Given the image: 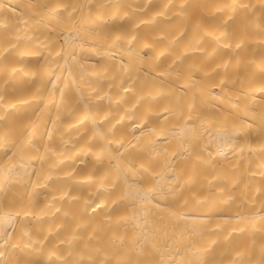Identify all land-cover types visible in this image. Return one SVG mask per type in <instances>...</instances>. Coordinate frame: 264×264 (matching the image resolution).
Segmentation results:
<instances>
[{"label":"bare ground","instance_id":"bare-ground-1","mask_svg":"<svg viewBox=\"0 0 264 264\" xmlns=\"http://www.w3.org/2000/svg\"><path fill=\"white\" fill-rule=\"evenodd\" d=\"M0 264H264V0H0Z\"/></svg>","mask_w":264,"mask_h":264}]
</instances>
